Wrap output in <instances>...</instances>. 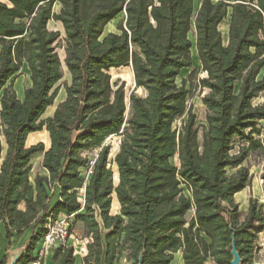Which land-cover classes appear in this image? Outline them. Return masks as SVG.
Listing matches in <instances>:
<instances>
[{"label": "trees", "instance_id": "obj_1", "mask_svg": "<svg viewBox=\"0 0 264 264\" xmlns=\"http://www.w3.org/2000/svg\"><path fill=\"white\" fill-rule=\"evenodd\" d=\"M121 13L117 31L103 35ZM51 20L64 30L62 59ZM23 64L30 85L19 99L8 81ZM120 68L135 84L128 95L109 75ZM60 86L63 101L42 119ZM195 86L203 125L188 103ZM1 91L0 227L7 246L31 230L15 264L30 261L59 215L83 225L82 264H172L177 252L182 264H230L232 242L239 264L251 260L263 205L248 200L240 222L233 197L250 183L252 154L264 187V104L253 103L264 93V0H0ZM41 131L47 149L25 145ZM37 155L47 175L31 181ZM74 260L71 247L54 248V264Z\"/></svg>", "mask_w": 264, "mask_h": 264}, {"label": "rangeland", "instance_id": "obj_2", "mask_svg": "<svg viewBox=\"0 0 264 264\" xmlns=\"http://www.w3.org/2000/svg\"><path fill=\"white\" fill-rule=\"evenodd\" d=\"M197 4H198L197 1H195L194 2L195 8L197 7ZM60 9H61V5L59 4V2H56V4H54L53 9H52L53 12L55 14H58ZM124 17H125L124 13L119 14L114 20H112L104 28L103 35H106L107 33H110V32H116L117 31L116 30L117 25L124 19ZM47 28H48V30L58 31L60 33V38L61 39L59 41V47L56 49V51H57L58 55L60 56V58L62 59L63 56H64V51H63L64 30H63V27H62L60 22L51 20L47 24ZM62 30H63V32H62ZM220 31L222 33H224V35H225V33L227 31V26H226L225 23H221ZM192 53H193V55H192L193 56V67L194 68H199L200 65H199V62L195 58L194 51ZM190 71H191L190 69L181 71L180 75L178 77V81H180V79L186 77L190 73ZM27 72H28V70H27L26 66L22 65V67L20 68L19 72L8 81V83L13 81L12 87H13V89L16 92L17 98H19V99L23 98L24 89L27 88L30 85L29 77H27ZM109 74H110V76L112 77L113 80L118 79V80H121V81L125 82V91H126V94L128 95L129 92L132 90V86H133V79H132V74H131L130 69L129 68H120V69H117V70L110 71ZM196 75L198 77H203L204 76V74L199 73V72ZM68 80H69V75H68V73L65 72L64 73V77H63V81H68ZM63 81H61L60 84H62ZM137 93L141 94V91L138 90ZM1 94H2V91L0 92V96H1ZM202 95H203V93H202ZM202 95H201L200 89L197 86H195L191 96L188 99V103H190L193 106V112L196 115V120H197V124L198 125H203L204 122H205L204 121L205 108L201 104V101H200V98H201ZM63 97H64V91H63L62 87L60 86L59 92H58V96L55 99V102H54L53 106L46 110V112L42 116V119H45V118H47V117L52 115L55 106L60 102V100L63 99ZM253 103L254 104H264V93L260 94L253 101ZM259 125H260V127H262V131H263V134H264V121H261L259 123ZM199 136H201V131L200 130H199ZM0 137H1V135H0ZM40 141H44L45 145H46V143H47V135H46L45 131L38 132V133L32 135L28 139V143H34L35 144V143L40 142ZM116 142H117L116 138H112L109 141H107V143H109L111 145L112 150H114L116 148ZM235 147H237V146H235ZM236 150L237 149L235 148L233 150V153L236 152ZM41 158H42L41 155H37L31 160V171H30L31 178L33 176H35L36 174L41 175V173L43 172L41 170V166H40ZM172 161L174 163H176V160L173 159ZM262 164H263V161L260 160L255 154H252L247 159V161H245V163H244V165L248 166V168H249L250 183H249V185L247 187H245L243 189V191L241 193H239V194H237L236 196L233 197V201L238 204V210H239V213H240V215H239L240 222H242L244 220L245 215L247 213L248 200L255 199L258 202V204H261L264 207V187H263V180L260 177L261 172H262ZM233 171H234L233 169H228L227 173L229 174V173H231ZM80 172H81V174H80L81 178L85 179L86 175H85L84 169H82ZM111 210H112V212H116L118 210L115 201H113V203H112ZM191 216H192V213H188L187 218H190ZM72 217L73 216H70V220H72ZM59 218L62 220L63 216L59 215L56 219H59ZM61 220L59 221V223L62 222ZM71 229H72L73 234H74L73 238H76V237L77 238H81V239L85 238L84 237L83 225L80 222H74L72 224V228ZM259 236L257 235L256 238H258ZM261 236L263 238L262 242H264V234H262ZM73 238H71V241H72ZM27 245L23 248V250H22L23 253L26 251ZM36 247H37V244H36ZM36 247H35V249H36ZM5 252H7V250ZM49 253H50L51 257H53L54 247L49 251ZM32 255H34V251H33ZM3 256H4L3 252H0V264H9L12 261V259H13L12 258L13 257L12 254H10L8 257H5V256L3 257ZM262 259H263V262H264V252H262V251L258 252L254 248V251L252 252V255H251V260H249L245 264H258V262H261ZM74 264H82V261L80 260V258L78 259L77 256H75ZM115 264H117V263H115ZM120 264H131V263L130 262H126L124 260V258H121L120 259ZM172 264H182V258H181V253L180 252H177L176 254H174V259H173ZM205 264H216V263H215V261L213 259L208 258L206 260Z\"/></svg>", "mask_w": 264, "mask_h": 264}, {"label": "built area", "instance_id": "obj_3", "mask_svg": "<svg viewBox=\"0 0 264 264\" xmlns=\"http://www.w3.org/2000/svg\"><path fill=\"white\" fill-rule=\"evenodd\" d=\"M263 221H264V207H263ZM61 219H55L53 221H49L46 225V233L37 242V247L34 250V255L26 264H43L45 256L48 252L54 247H71L73 249V255L84 257L87 253L86 245L88 243V239L84 238H73L74 234L70 226L72 225V221L70 217L63 216L62 222L59 223ZM262 234H264L263 229L257 234L259 237L255 239V249L259 252H264V242L262 238ZM72 241L69 243V239ZM258 264H264L263 259Z\"/></svg>", "mask_w": 264, "mask_h": 264}, {"label": "crops", "instance_id": "obj_4", "mask_svg": "<svg viewBox=\"0 0 264 264\" xmlns=\"http://www.w3.org/2000/svg\"><path fill=\"white\" fill-rule=\"evenodd\" d=\"M224 38H225V40H226V35H224ZM23 65H25L26 66V64H23ZM26 68H27V66H26ZM28 70V69H27ZM27 77H29V72H27ZM21 94V93H20ZM51 108V107H50ZM46 133V132H45ZM34 134H36V133H34ZM34 134H30L28 137H27V140H26V146H29V145H32V144H34V143H28V139L32 136V135H34ZM46 135H47V133H46ZM0 141L2 142V146H3V152H2V155H3V153H4V149H5V145H4V143H3V141H2V138L0 137ZM42 142H44V141H42ZM47 143H48V140H47ZM47 143H46V145L45 146H47ZM44 144H45V142H44ZM41 170L43 171L42 173H41V175L42 176H46L47 175V172L44 170V169H42L41 168ZM34 179V176L31 178V176H30V180L32 181ZM242 192V191H241ZM241 192H239V193H241ZM239 193H237V194H239ZM236 194V195H237ZM235 195V196H236ZM56 201H58V196H57V193L55 194V196H54V198H53V203H55ZM117 205V204H116ZM117 208H118V206H117ZM117 212V211H116ZM71 221H74V216L72 217V220ZM30 235H31V230L30 229H27V230H25L24 232H23V234L21 235V237L20 238H13L12 240H11V245L8 247L7 245H6V239H5V235H4V230H3V228H2V226L0 227V252H3V255L5 256V257H8L10 254H12V256L13 257H19L22 253H23V248L28 244V240H29V238H30ZM70 241H71V239H69V243H70ZM7 250V252H5ZM3 256V257H4ZM12 257V258H13ZM77 258L79 259L80 258V260H81V257H79V256H77ZM43 264H54L53 262H52V257H51V255H50V253L48 252V254L45 256V258H44V261H43Z\"/></svg>", "mask_w": 264, "mask_h": 264}, {"label": "water", "instance_id": "obj_5", "mask_svg": "<svg viewBox=\"0 0 264 264\" xmlns=\"http://www.w3.org/2000/svg\"><path fill=\"white\" fill-rule=\"evenodd\" d=\"M110 75V74H109ZM135 88V84H134V82H133V86H132V90ZM135 93H137V91H135ZM63 99H64V97H63ZM63 99L62 100H60V102H62L63 101ZM59 102V103H60ZM55 108H56V106H55ZM55 108H54V110H55ZM41 143H43L42 141H40ZM50 144V143H49ZM49 147V146H48ZM48 147H46V149L48 148ZM45 149V150H46ZM116 171V169H114V172ZM118 183V173H117V171H116V175L114 174V185H116ZM231 255H232V260H231V262H230V264H239V262H240V257H239V254L237 253V251L235 250V245H234V242H232V246H231ZM18 258L19 257H13V259H12V261L9 263V264H15V262L18 260Z\"/></svg>", "mask_w": 264, "mask_h": 264}, {"label": "bare ground", "instance_id": "obj_6", "mask_svg": "<svg viewBox=\"0 0 264 264\" xmlns=\"http://www.w3.org/2000/svg\"><path fill=\"white\" fill-rule=\"evenodd\" d=\"M197 3H198V2H197ZM48 145H49V143H47V146H48ZM47 146H46V147H47Z\"/></svg>", "mask_w": 264, "mask_h": 264}]
</instances>
